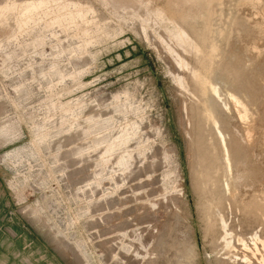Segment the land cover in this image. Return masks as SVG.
Returning a JSON list of instances; mask_svg holds the SVG:
<instances>
[{
    "label": "rangeland",
    "instance_id": "1",
    "mask_svg": "<svg viewBox=\"0 0 264 264\" xmlns=\"http://www.w3.org/2000/svg\"><path fill=\"white\" fill-rule=\"evenodd\" d=\"M211 74L258 137L210 210ZM263 139L264 0H0V264H263Z\"/></svg>",
    "mask_w": 264,
    "mask_h": 264
},
{
    "label": "bare ground",
    "instance_id": "2",
    "mask_svg": "<svg viewBox=\"0 0 264 264\" xmlns=\"http://www.w3.org/2000/svg\"><path fill=\"white\" fill-rule=\"evenodd\" d=\"M213 1V0H212ZM216 1V0H215ZM243 2V1H242ZM218 3V2H217ZM216 2H214V5H216L217 4ZM236 5V4H235ZM249 6V5H248ZM255 6H256V4H255ZM262 6V5H261ZM216 7H217V5H216ZM218 7H219V5H218ZM220 8H221V6H220ZM219 8V9H220ZM261 9V8H260ZM223 10V9H222ZM232 12V11H231ZM246 15V14H245ZM241 20V19H240ZM244 21V20H243ZM250 23V22H249ZM213 24V23H212ZM248 24V23H247ZM217 25H218V23H217ZM216 25V26H217ZM249 26V25H248ZM215 29H217L216 27H214ZM218 30V29H217ZM215 31V30H214ZM263 33V32H262ZM208 35V34H207ZM236 39V38H235ZM204 41V40H203ZM208 41V40H207ZM234 41V40H233ZM224 42H226V40L224 41ZM223 43V42H222ZM257 43V42H256ZM205 45V44H204ZM211 45V44H210ZM221 46V45H220ZM248 46V45H247ZM255 46V45H254ZM211 48V47H210ZM249 48V47H248ZM224 51H222V52H225L226 53V48L224 47ZM205 51H206V49H205ZM205 51H204V55H205ZM211 51V50H210ZM214 51H216V50H214ZM220 51H221V48H220ZM249 51V50H248ZM207 52V51H206ZM224 53V55H226ZM216 55V57L218 58V60H220V55H219V52H218V49H217V51H216V53H215ZM230 54H231V51H230ZM207 55V57H208V54H206ZM205 55V56H206ZM221 55L222 56H224L222 53H221ZM236 55V54H235ZM255 55V54H254ZM203 56V55H202ZM210 57V56H209ZM208 57V58H209ZM233 56H231L230 58H232ZM235 57V56H234ZM233 57V58H234ZM236 58H237V55H236ZM257 58V57H256ZM203 59H206L205 57L203 58ZM202 59V60H203ZM210 59V58H209ZM222 59H224V57L222 58ZM225 59H226V57H225ZM207 61L206 62H208V59H206ZM228 60H230V62H232L231 60L232 59H228ZM239 60V59H238ZM221 62H223V61H221ZM225 62V61H224ZM239 62V61H238ZM255 62V61H254ZM213 63H215V61L213 62ZM235 63V62H234ZM234 63H233V65H234ZM222 64V63H221ZM231 64V63H230ZM235 64H237V63H235ZM247 64V63H246ZM217 65V64H216ZM215 65V66H216ZM225 65V64H224ZM213 66V65H212ZM228 66V65H227ZM237 66H238V64H237ZM226 67V66H225ZM231 67V66H230ZM216 68L217 67H215V69L214 70H216ZM221 68H222V66H221ZM232 68V67H231ZM234 68H236L237 69V67H234ZM239 68H240V66H239ZM209 69V68H208ZM223 69V71H224V69L225 68H222ZM235 69V70H236ZM244 69V68H243ZM245 71V70H244ZM214 72V71H213ZM213 72H211V73H213ZM216 72V71H215ZM218 72V71H217ZM220 72H221V70H220ZM227 72V71H226ZM197 73L199 74V72H196V74L195 75H197ZM207 73H208V71H207ZM222 73V72H221ZM247 73V72H246ZM245 73V74H246ZM224 74L225 73H223V76H224ZM201 75V74H200ZM199 75V76H200ZM216 75V74H215ZM226 75V74H225ZM230 75H231V73H230ZM233 75V74H232ZM234 75H236V72H235V74ZM249 75V74H248ZM251 75V74H250ZM214 76V75H213ZM218 76H221L222 77V75H218ZM227 76V75H226ZM225 76V77H226ZM240 76V75H239ZM239 76H237V78L239 77ZM195 77V76H194ZM198 77V76H197ZM201 78H203L202 77V75L200 76ZM207 77V76H206ZM220 77V78H221ZM224 77V78H225ZM233 77V76H232ZM243 77V76H242ZM242 77H239V79L240 78H242ZM245 77V76H244ZM246 77H248V76H246ZM196 78V77H195ZM215 78V77H214ZM218 78V80L220 79L219 77H217ZM234 78H235V76H234ZM233 78V79H234ZM237 78H236V80H237ZM199 79V78H198ZM232 79V78H231ZM244 78H242V80H243ZM248 79V78H247ZM246 79V80H247ZM205 80V79H204ZM220 81V80H219ZM230 81H232V80H230ZM241 81V80H240ZM244 81V80H243ZM249 81V80H248ZM202 82H204V81H202ZM228 82H229V78H228ZM227 82V83H228ZM237 82V81H236ZM235 82V83H236ZM216 83V82H215ZM213 81H212V74H211V77L209 78V80H208V82H207V87H206V89H205V94L200 98L201 99V103H200V105H199V113H198V116H197V119H198V123L200 124V126H201V129H200V132H201V130H202V132L203 131H205V129L206 128H208V130L209 129H212V131H214V137H215V140H216V145H218L217 147H219L218 149H219V158L218 157H216V153H218V152H215V150H214V148L213 149H209L208 147H206L207 149L206 150H209V153L211 154L212 153V156L211 157H213V159H212V164L213 163H215L214 165H215V170L213 171L214 172V174H209V170H207L208 169V167H207V169L204 171L203 170V175H201L200 177L201 178H199L198 176V180H199V182H201V183H204V182H206V183H208L209 184V186L208 187H210L211 186V188H210V190L212 191L210 194H211V196H210V198H208V199H206V197H205V200L207 201H209V203H208V201H207V205H206V208H209L210 210H211V208L212 207H216V208H218L219 209V207L222 205V202H223V200H226L225 198H227V197H229V198H232V196H235L234 195V190H235V184H234V181H233V172H232V170H233V167H234V164H233V161L232 160H234V159H237V158H241L242 156H243V154L245 153V151H242V149H237V147H234V146H237V145H239V142H241V141H244L245 143H249L248 141H250L251 142V140H250V138H252V140H254L253 139V137L254 136H257V134L256 135H254L253 136V134L252 135H250L249 134V122L251 123V121H249L248 123H247V121H248V119H251L250 117H251V113L252 112H250V110L248 109V104H251V102L250 103H248V104H245V101H244V103H243V101H241V98L239 99V97L238 96H236L235 94H233V93H227V96H228V98H227V96L226 95H224V96H226V99H228V103H227V101L226 102H221L220 104L218 103V100H220L222 97H220L221 96V94L222 93H220V89L221 88H219L218 89V87H217V85L215 84ZM230 83H232V82H230ZM234 83V82H233ZM245 83V82H244ZM248 82H246V84H247ZM238 84V83H237ZM237 84H235L236 86H237ZM234 85V86H235ZM245 85V84H244ZM249 85V84H248ZM251 85H252V82H251ZM200 86H202V85H200ZM240 86H242V87H244L243 85H240ZM246 86V85H245ZM260 86V85H259ZM223 87V86H222ZM233 87V86H232ZM249 87V86H248ZM252 87V86H251ZM254 87V86H253ZM261 87H262V84H261ZM202 88V87H201ZM226 88V87H225ZM237 88V87H236ZM235 88V89H236ZM241 88V87H240ZM258 89H259V87H257ZM224 90V89H223ZM240 90H242V89H240ZM239 90V91H240ZM245 90V89H244ZM244 90H242V93L244 92ZM250 90V89H249ZM201 91V90H200ZM203 91V90H202ZM225 91V90H224ZM227 91V90H226ZM252 91V90H251ZM250 91V92H251ZM255 92H253V94L254 93H256L257 94V92H256V90H254ZM229 92H233V91H231V90H229ZM246 92V91H245ZM261 92V91H260ZM235 93V92H234ZM237 93L239 94V92L237 91ZM258 93H259V91H258ZM225 94V93H224ZM249 94V93H248ZM255 94V95H256ZM261 94V93H260ZM243 95H244V93H243ZM251 95V94H250ZM223 96V97H224ZM241 96V95H240ZM250 97L251 96H249V98H247V99H250ZM254 97V96H253ZM261 98V97H260ZM243 99V98H242ZM245 99V98H244ZM257 99V98H256ZM256 99L255 100H253V101H256ZM225 100V98L223 99V101ZM258 100V99H257ZM252 101V100H251ZM252 101V102H253ZM261 101V100H260ZM249 102V101H248ZM218 103V104H217ZM254 104H255V102H253ZM258 103V102H257ZM214 104H215V106H217V109L216 110H218V112H219V115H220V113H223V108L226 110V112H228L229 113V115L231 114L232 115V117H233V120L235 121V123H238V125H241L240 127L238 126V129H242V132H244V138H243V136H242V133L241 134H239V132H238V130H237V126H236V129L234 128V127H232V125H230V123H229V121L227 120V118H225L224 116H221V118L219 119V117H218V115L216 116L215 115V113L217 112L216 110V112H213V108H214ZM217 104V105H216ZM222 105V106H221ZM253 104H251V106H252ZM256 106V105H255ZM240 107H242V109H243V113L240 111ZM256 109V108H255ZM257 114H258V112H256ZM256 113L254 114V117H256ZM258 116V115H257ZM253 117V118H254ZM252 118V119H253ZM257 118V117H256ZM254 120V119H253ZM253 122H255V120L253 121ZM228 123V124H227ZM260 123V122H259ZM252 124V123H251ZM254 124V123H253ZM252 124V125H253ZM257 124V123H256ZM254 126H256V125H254ZM254 126H252L253 128H254ZM259 126H260V124H259ZM259 126H258V128H259ZM261 128V127H260ZM207 130V129H206ZM225 130H227V133H226V131ZM253 130V129H252ZM211 131V132H212ZM255 131V130H254ZM256 131H257V129H256ZM201 132V133H202ZM208 132V131H207ZM250 132H252L253 133V131H250ZM257 133H259V132H257ZM210 134H213V132L212 133H210ZM200 135V134H199ZM205 135V134H204ZM203 134H202V139H203V136H204ZM211 136V135H210ZM251 136H253V137H251ZM200 136H198V138H199ZM205 137V136H204ZM207 137V136H206ZM214 137H212V138H210V139H213ZM258 137V136H257ZM201 138V137H200ZM208 138V137H207ZM206 139L204 138V141H205ZM264 140V139H263ZM203 142V141H202ZM202 142H201V145H203L202 144ZM253 142V141H252ZM205 144H207V142L205 143ZM204 144V145H205ZM210 144V143H209ZM234 144V145H233ZM216 145H214V143L212 144V146H216ZM251 145H252V143H251ZM258 145H260V144H258ZM207 146H210V145H207ZM240 146V145H239ZM250 146V145H249ZM203 147V146H202ZM254 147H256V146H254ZM204 148V147H203ZM250 148V147H249ZM217 149V150H218ZM200 151H202V150H200ZM205 152V151H204ZM204 152H202V153H204ZM206 152H208V151H206ZM202 153L200 152V154L202 155ZM209 153H208V156H209ZM197 157V156H196ZM199 157H201V156H199ZM203 157V156H202ZM205 157V156H204ZM206 157H207V155H206ZM210 157V156H209ZM218 158V159H217ZM210 159V160H211ZM220 159V160H219ZM201 160V159H200ZM220 162H219V161ZM203 161H205V160H203ZM217 162H219V163H217ZM205 163V162H204ZM208 162H206V164H207ZM209 164V163H208ZM203 166V165H202ZM201 166V167H202ZM210 166H212V165H210ZM201 167H199V169L201 168ZM212 172V173H213ZM217 172H219V174H217ZM199 174V173H198ZM221 176L223 177V181H221L220 180V178H221ZM201 180V181H200ZM257 181V180H256ZM200 184V183H199ZM205 184V183H204ZM261 185H263V184H261ZM201 187V186H200ZM199 187V188H200ZM205 188V186L203 187V189ZM255 190V189H254ZM203 191V190H202ZM201 191V192H202ZM207 191H209V190H207ZM237 191V190H236ZM232 192H233V194H232ZM263 192V191H262ZM208 193V192H207ZM236 193V192H235ZM252 193V192H251ZM257 193H259V192H257ZM201 194H203V192L201 193ZM206 194V193H205ZM242 194V193H241ZM255 194V193H254ZM204 195V194H203ZM251 195V194H250ZM253 195V194H252ZM206 196H207V194H206ZM264 196V195H263ZM236 197V196H235ZM241 197V196H240ZM204 198V197H203ZM248 198H249V196H248ZM253 198V197H252ZM251 198V199H252ZM234 197H233V200L232 201H234ZM251 199H249V200H251ZM256 199H257V197H256ZM255 199V200H256ZM231 200V199H230ZM239 200V199H238ZM237 200V201H238ZM241 200V201H240ZM240 200H239V202H242V199L240 198ZM247 200V199H246ZM254 199L253 200H251L249 203H248V205L250 206V207H252V205H255V201ZM205 201V202H206ZM228 201V200H227ZM236 201V202H237ZM235 202V203H236ZM248 202V201H247ZM243 203H245L244 201H243ZM206 204V203H205ZM233 204V203H232ZM223 205H224V202H223ZM222 205V206H223ZM243 205V204H242ZM242 205H241V207H242ZM246 205V204H245ZM259 205V204H258ZM263 207H264V205H263ZM216 208H214V209H216ZM221 208V207H220ZM246 208V207H245ZM256 208H258V206H256ZM260 208H261V205H260ZM248 209V208H247ZM217 210V209H216ZM241 210V209H240ZM252 209H250V211H251ZM257 211V210H256ZM214 212V211H213ZM252 212V211H251ZM262 212V211H261ZM211 213H212V211H211ZM217 213V214H216ZM214 215H218L219 216V214H220V212H219V210L216 212ZM246 214V213H245ZM252 214V213H251ZM209 216H210V218H213L214 216L213 215H211L210 214V211H209ZM213 216V217H212ZM254 217V216H253ZM256 221V220H255ZM255 237V236H254ZM263 238H264V236H263ZM258 239H256V241H257ZM263 240V239H262ZM253 241V240H252ZM255 241V242H256ZM259 241H260V238H259ZM258 242V241H257ZM241 244V243H240ZM242 245V244H241ZM246 245V244H245ZM252 245V244H251ZM232 246V245H231ZM226 247V246H225ZM260 247H262V251L264 252V243H263V241L261 242V246ZM235 249V248H234ZM254 249H256L255 251H257V248H254ZM228 252V251H227ZM243 252V251H242ZM258 253V252H257ZM258 254H260V252L258 253ZM261 254H262V252H261ZM245 256V255H244ZM259 256V255H258ZM254 257V256H253ZM244 258V257H243ZM242 258V259H243ZM248 258V257H247ZM263 259H264V257H262ZM244 260H245V258H244ZM243 260V261H244ZM249 261V260H248ZM247 261V262H248ZM263 264H264V262H263Z\"/></svg>",
    "mask_w": 264,
    "mask_h": 264
},
{
    "label": "crops",
    "instance_id": "3",
    "mask_svg": "<svg viewBox=\"0 0 264 264\" xmlns=\"http://www.w3.org/2000/svg\"><path fill=\"white\" fill-rule=\"evenodd\" d=\"M0 225H2V224H1V219H0ZM0 227H1V226H0ZM7 232H8V229H7Z\"/></svg>",
    "mask_w": 264,
    "mask_h": 264
}]
</instances>
